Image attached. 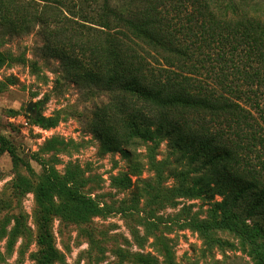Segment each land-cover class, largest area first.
I'll return each mask as SVG.
<instances>
[{"label":"trees","instance_id":"obj_1","mask_svg":"<svg viewBox=\"0 0 264 264\" xmlns=\"http://www.w3.org/2000/svg\"><path fill=\"white\" fill-rule=\"evenodd\" d=\"M249 8L244 0H0V28L38 27L69 81L107 93L88 129L100 153L127 162L111 179L128 192L124 215L149 192L160 200L161 175L156 185L140 180L135 145L164 139L177 179L164 200L207 207L201 219L186 210L180 226L218 245L215 233L230 234L252 264H264V13ZM6 58L0 53V66ZM77 177L43 169L36 264L58 260L52 218L85 225L109 212L79 193Z\"/></svg>","mask_w":264,"mask_h":264},{"label":"rangeland","instance_id":"obj_2","mask_svg":"<svg viewBox=\"0 0 264 264\" xmlns=\"http://www.w3.org/2000/svg\"><path fill=\"white\" fill-rule=\"evenodd\" d=\"M244 1L249 11L264 13V0ZM0 53L7 57L0 66V264H36L34 191L43 169L62 177L77 173L79 193L109 211L85 225L52 218L54 264H144L138 256H149L154 264H252L232 235L215 233L222 244H212L180 226L195 214L204 218L207 207L199 200H164L170 197L166 189L177 184L168 170V164L175 166L176 151L164 139L135 145L140 180L156 185L157 171L161 175L160 200L152 201L149 192L136 201L135 212L124 215L128 192L113 188L111 179L127 171V162L118 153H100L88 129L92 111L107 102V93L69 81L59 61L47 54L38 27L27 34L0 28Z\"/></svg>","mask_w":264,"mask_h":264},{"label":"water","instance_id":"obj_3","mask_svg":"<svg viewBox=\"0 0 264 264\" xmlns=\"http://www.w3.org/2000/svg\"><path fill=\"white\" fill-rule=\"evenodd\" d=\"M32 105L30 104L28 107H27V111H30Z\"/></svg>","mask_w":264,"mask_h":264}]
</instances>
